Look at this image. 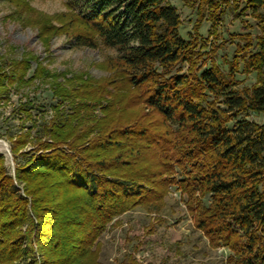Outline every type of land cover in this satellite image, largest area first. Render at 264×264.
<instances>
[{"label": "trees", "instance_id": "obj_1", "mask_svg": "<svg viewBox=\"0 0 264 264\" xmlns=\"http://www.w3.org/2000/svg\"><path fill=\"white\" fill-rule=\"evenodd\" d=\"M183 3L196 12L188 38L168 0L68 1L73 40L117 51L110 58L115 78L105 85L58 80L39 62L25 79L28 60H0L1 100L14 84L50 77L59 99L40 135L27 127L9 136L13 154L29 138L42 151L17 164L14 176L0 154V264H92L106 225L136 206H159L170 186L187 196L209 243L231 251L228 264H264V120L248 118L264 116V0ZM230 3L242 4L238 15L250 12L257 31L230 35L236 44L231 60L222 58L225 70L216 57L227 39L216 42L217 27ZM204 19L212 26L205 38ZM238 72H255V81L238 88ZM133 103L159 118L124 116ZM23 104L19 110L31 118ZM96 105L101 115L93 114ZM127 264L138 263L131 257Z\"/></svg>", "mask_w": 264, "mask_h": 264}, {"label": "rangeland", "instance_id": "obj_2", "mask_svg": "<svg viewBox=\"0 0 264 264\" xmlns=\"http://www.w3.org/2000/svg\"><path fill=\"white\" fill-rule=\"evenodd\" d=\"M68 1L0 0V60H28L29 68L25 79L32 75L39 62L58 80L75 76L92 78L105 85L108 80L115 78L110 58L117 51L100 42L95 47H89L73 40L72 31L75 26L69 22L71 15ZM168 2L180 14V34L188 38L196 20V12L184 4L183 0ZM77 3L79 7L82 6V0H77ZM241 5L235 7L230 3L225 6L222 21L217 27L216 42L227 39L225 45L218 49L216 57V61L225 70L227 65L222 63V58L231 60L235 51L236 38H230V35L248 30L254 33L257 31L249 11L238 15ZM211 29V22L204 19L199 35L205 38ZM209 38L214 40L211 36ZM236 78L238 88L249 86L255 81V72L248 75L238 72ZM51 81L50 77L49 80L34 79L25 84H14L9 88L8 100L0 99V139L8 149L0 147V154L3 155L2 165L11 176H14L17 164L28 163L33 154L42 151L39 148L37 150L36 143L29 138L13 154L9 136L17 131H25L27 127H32V136L40 135L39 127L51 119L53 107L59 104V99L49 87ZM117 85L108 84L107 88L115 92ZM130 98L128 94L122 101H129ZM20 104L29 111L31 118L26 112L19 110ZM99 108L96 105L93 114L101 115ZM63 109L64 114L69 111L67 103L63 104ZM129 111L124 116L131 114V119L141 111L148 113L147 117L152 122L159 118L143 103H133ZM248 118L257 122L264 120L262 114L252 112ZM94 136L95 133L89 134L83 140L86 146V142ZM41 140L50 141L46 137ZM19 188L21 189V184ZM207 201L206 197L205 202ZM30 215L32 216L31 213ZM41 223L44 228L45 220H41ZM27 225L28 222H23L19 229L25 231ZM92 250V264H127L131 257L138 264H228L227 257L231 254L228 248L213 247L209 243L203 231L195 225L193 213L187 206V196L176 189V186L169 187L159 206L147 208L139 205L113 218L97 237ZM34 251L37 254V249Z\"/></svg>", "mask_w": 264, "mask_h": 264}, {"label": "bare ground", "instance_id": "obj_3", "mask_svg": "<svg viewBox=\"0 0 264 264\" xmlns=\"http://www.w3.org/2000/svg\"><path fill=\"white\" fill-rule=\"evenodd\" d=\"M0 147H3L4 149H7L6 148V143L0 139Z\"/></svg>", "mask_w": 264, "mask_h": 264}, {"label": "water", "instance_id": "obj_4", "mask_svg": "<svg viewBox=\"0 0 264 264\" xmlns=\"http://www.w3.org/2000/svg\"><path fill=\"white\" fill-rule=\"evenodd\" d=\"M8 150V149H7Z\"/></svg>", "mask_w": 264, "mask_h": 264}]
</instances>
